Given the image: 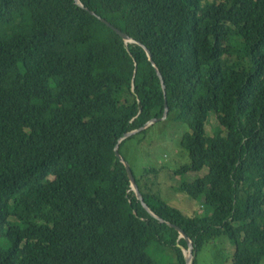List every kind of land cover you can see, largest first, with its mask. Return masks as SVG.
<instances>
[{"label":"trees","instance_id":"16d2710c","mask_svg":"<svg viewBox=\"0 0 264 264\" xmlns=\"http://www.w3.org/2000/svg\"><path fill=\"white\" fill-rule=\"evenodd\" d=\"M80 2L0 0V264H187L176 227L192 264L219 238L212 264H264V0ZM159 124L187 127L172 176L201 214L130 165L160 222L116 156Z\"/></svg>","mask_w":264,"mask_h":264},{"label":"rangeland","instance_id":"374dc122","mask_svg":"<svg viewBox=\"0 0 264 264\" xmlns=\"http://www.w3.org/2000/svg\"><path fill=\"white\" fill-rule=\"evenodd\" d=\"M233 46L235 50L232 56L236 57L238 55L239 45L235 44ZM216 125L217 122L213 118L207 128L208 134H212V128ZM184 129L187 131V127H182L178 132L174 133L173 127L169 126V124H159L147 133L146 138L142 140L141 144L138 145L137 142L135 143V140L130 141L124 150V156L133 169L136 170L137 165V172L139 173H141L144 167H154L159 171L156 176L153 174L145 175V173H142V175L145 176V180H148L153 191L164 201L180 209L185 214H201L203 213V208L200 202H194L187 195L181 193L182 189L179 185L181 181L180 177L172 176L174 170L190 163L187 151L183 150L180 145L179 134ZM160 132L162 133L160 134ZM89 140L93 142L94 138L90 137ZM217 167L223 169L222 166ZM161 168H163L162 171L160 170ZM206 172L207 169L199 173H188L185 175L184 180L192 182L198 177H203ZM186 187L193 190L190 185H186ZM233 249L234 247L226 238H219L214 241L212 246L207 248V251L203 255V264H212L213 250H217L216 254L220 257L221 253L228 256L231 255ZM221 262H223L222 259Z\"/></svg>","mask_w":264,"mask_h":264},{"label":"water","instance_id":"95a60500","mask_svg":"<svg viewBox=\"0 0 264 264\" xmlns=\"http://www.w3.org/2000/svg\"><path fill=\"white\" fill-rule=\"evenodd\" d=\"M75 1H76V3H77L79 6L83 7V4L80 2V0H75ZM107 25H108L109 27L112 28V26H111L109 23H107ZM115 31H116V32H117V33H118V34H119V35H120V36H121L126 42H134V41H133L129 36H127L126 34L120 32L119 30H115ZM143 48H144V50L146 51L149 60L151 61V63L153 64V66H155V63H154V61H153V59H152V55H151V53L148 51L147 48H145V47H143ZM156 70H157V69H156ZM157 73H158V75H159V77H160V79H161L163 92H164V95H165V97H166V87H165L164 81H163V79H162V77H161V74L158 72V70H157ZM168 110H169V108H168V105H167V103H166V105H165V113H164V116H163L162 118H160V119H153L152 121L148 122L143 128H141V129H139V130L132 131V132H130V133H127V134H126V135L120 140L119 145H120L123 141L127 140L128 138H130V137H132V136L138 134V133L141 132V131H144V130L148 129L149 127H151V126L157 124L158 122H164V121L167 119ZM119 145L116 147V149H115V153H116L117 158L121 161V163H123V165H124L125 168H126V171H127L128 176H129V178H130V181H131L132 189H133V191L136 193L137 198L139 199V201L142 202V205L145 207V209H146L151 215H153L152 212L149 210L148 206H147L146 204H144V202H143L142 196H141V194H140V192H139L138 186H137V184H136V182H135V179H134V177H133V174H132V171H131V168H130L129 163H128V162L122 157V155L119 153ZM153 216H154V215H153ZM154 217H156V216H154ZM156 218H157L160 222L164 223V221H163L162 219H160V218H158V217H156ZM168 225L171 226V227H174V226H172L171 224H168ZM174 228H175V227H174ZM175 229L179 232L180 237L183 238V239H185V241L187 242L188 248H187L186 250L184 249V251H185V255H186L187 264H191V262H193V259H194V256H193V250H194L193 243H192L191 239L186 235V233H185L182 229H180L179 227H176Z\"/></svg>","mask_w":264,"mask_h":264},{"label":"bare ground","instance_id":"6f19581e","mask_svg":"<svg viewBox=\"0 0 264 264\" xmlns=\"http://www.w3.org/2000/svg\"><path fill=\"white\" fill-rule=\"evenodd\" d=\"M186 256V255H185ZM191 264H192V262H191Z\"/></svg>","mask_w":264,"mask_h":264}]
</instances>
